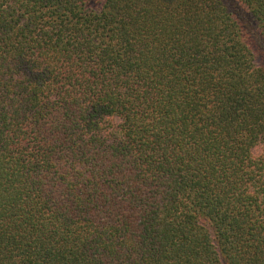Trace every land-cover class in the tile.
Instances as JSON below:
<instances>
[{"label":"trees","instance_id":"trees-1","mask_svg":"<svg viewBox=\"0 0 264 264\" xmlns=\"http://www.w3.org/2000/svg\"><path fill=\"white\" fill-rule=\"evenodd\" d=\"M264 0H0V264H264Z\"/></svg>","mask_w":264,"mask_h":264},{"label":"rangeland","instance_id":"rangeland-1","mask_svg":"<svg viewBox=\"0 0 264 264\" xmlns=\"http://www.w3.org/2000/svg\"><path fill=\"white\" fill-rule=\"evenodd\" d=\"M249 40L251 42V48H252V53H253L255 63L257 65L264 67V49H260V46H258L250 38H249Z\"/></svg>","mask_w":264,"mask_h":264}]
</instances>
